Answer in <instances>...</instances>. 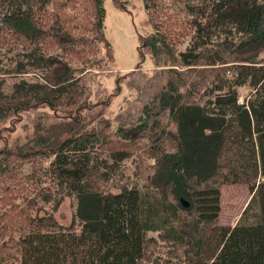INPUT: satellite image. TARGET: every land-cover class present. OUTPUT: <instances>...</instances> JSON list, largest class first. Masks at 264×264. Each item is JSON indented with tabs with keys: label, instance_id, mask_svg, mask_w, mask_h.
<instances>
[{
	"label": "trees",
	"instance_id": "16d2710c",
	"mask_svg": "<svg viewBox=\"0 0 264 264\" xmlns=\"http://www.w3.org/2000/svg\"><path fill=\"white\" fill-rule=\"evenodd\" d=\"M140 1L139 63L158 70L121 78L161 83L128 121L105 118L119 77L94 69L102 47L112 59L102 0H30L6 19L21 59L0 92V177L19 171L40 206L2 201L0 264H264V0ZM137 152L152 162L142 188L98 189ZM223 185L250 192L233 227L218 223ZM65 198L78 230L41 211Z\"/></svg>",
	"mask_w": 264,
	"mask_h": 264
},
{
	"label": "rangeland",
	"instance_id": "374dc122",
	"mask_svg": "<svg viewBox=\"0 0 264 264\" xmlns=\"http://www.w3.org/2000/svg\"><path fill=\"white\" fill-rule=\"evenodd\" d=\"M102 1L105 10L104 34L112 48V59L105 56V50L102 47L100 55L98 56L100 59L99 69L97 67L94 69H97V72H101L104 69L103 75L112 73V76L107 82L109 87L115 88L114 80L118 77L120 85L119 90H117L115 96L110 100L105 118L111 122L128 121L131 118L136 119L140 104L147 96L143 88L150 86L152 83L157 88L161 81H138L140 86L136 88L137 82L132 77H121L127 72L129 73V71L132 72L138 64L140 65L139 70L146 77L152 79V76L155 75L154 72L158 69L155 68L150 57L145 55L144 59L139 63L140 59L138 54V36L148 35L152 33V29L147 24V16L140 0H121L120 5L122 10L115 6L113 0ZM29 2L30 0H0V92L6 93L10 91L13 83L19 80V77L14 76L13 69L21 59L18 36L8 27L6 19L18 18L26 11ZM185 48L186 44L178 47L180 51H184ZM238 93L240 97L239 102L243 103L244 99L249 95L250 90L244 87L240 88ZM115 130V123H113L109 131L114 132ZM16 134L13 133V137ZM8 135V132H3L2 137ZM109 136L113 139L111 133ZM113 142L111 141L110 143ZM142 144H146V142L142 141ZM106 145L108 144H104L103 146ZM151 163V160L145 158L144 153L137 152L135 156L133 155L128 162L122 165L121 170L107 173L104 183H99L98 189L116 193L123 186L132 187V185H139L142 188L146 179V169ZM16 171L11 170L10 174L0 177V206H3L2 201H5L4 207L8 209L11 201L17 203L20 200H25L31 204L34 213L35 209H38L40 206L38 200H32L34 198L35 185L26 182L23 188L19 185L15 186L13 183H24V181L18 180V176L15 174ZM104 171L103 168H99V172ZM28 172H30V169L25 165L23 167V174ZM46 185V183L43 184L42 188L44 189ZM7 186H10V188L7 189ZM50 187L52 190L53 185H50ZM13 198L17 199L14 200ZM249 200L250 192L245 185L221 186L218 223L221 226L233 227L239 221L240 215ZM43 209L41 210L42 213H52L57 223L63 226L73 224L74 228L78 230V221L74 218L75 201L73 198H65L58 209L53 210L54 212L46 209L45 206ZM150 236L157 238L156 233H151Z\"/></svg>",
	"mask_w": 264,
	"mask_h": 264
},
{
	"label": "water",
	"instance_id": "95a60500",
	"mask_svg": "<svg viewBox=\"0 0 264 264\" xmlns=\"http://www.w3.org/2000/svg\"><path fill=\"white\" fill-rule=\"evenodd\" d=\"M180 203H181V205H182L184 208H188V204H186V203L183 202L182 200H180Z\"/></svg>",
	"mask_w": 264,
	"mask_h": 264
}]
</instances>
